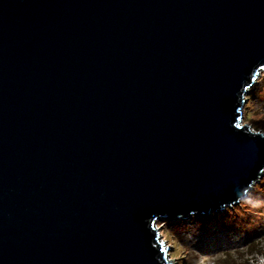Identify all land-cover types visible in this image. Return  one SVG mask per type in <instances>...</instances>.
I'll list each match as a JSON object with an SVG mask.
<instances>
[{"label":"water","instance_id":"obj_1","mask_svg":"<svg viewBox=\"0 0 264 264\" xmlns=\"http://www.w3.org/2000/svg\"><path fill=\"white\" fill-rule=\"evenodd\" d=\"M261 72L264 0H0V264H173L264 174Z\"/></svg>","mask_w":264,"mask_h":264},{"label":"rangeland","instance_id":"obj_2","mask_svg":"<svg viewBox=\"0 0 264 264\" xmlns=\"http://www.w3.org/2000/svg\"><path fill=\"white\" fill-rule=\"evenodd\" d=\"M261 73L245 97L242 121L251 125L254 130L264 132V83H257ZM252 88L254 92H259L258 96ZM191 218L194 220L190 221ZM191 218L160 220L155 225L159 229L158 238L168 248L167 256L173 264H245L250 244H244L246 233L264 230V174L244 200L231 207L209 212L204 217ZM169 223L178 226L182 241L173 236ZM261 238L264 240V237L258 240ZM248 264H264V256H259Z\"/></svg>","mask_w":264,"mask_h":264},{"label":"trees","instance_id":"obj_3","mask_svg":"<svg viewBox=\"0 0 264 264\" xmlns=\"http://www.w3.org/2000/svg\"><path fill=\"white\" fill-rule=\"evenodd\" d=\"M257 83H259L260 85L264 83V73L263 72L261 73V76L258 79ZM257 89L259 90V87ZM257 89H255V90H257ZM253 92H254V89H253ZM259 92H261V91L259 90ZM259 92L258 93L254 92V93L256 96H258ZM261 94H262V92L260 93V96H262ZM247 107H248V105H247ZM245 198H247V196ZM201 216L204 217L206 215H201ZM193 220L194 219H192V218L190 219V221H193ZM164 224H166V223H164ZM168 225L172 226V229L170 231L173 234V236L182 241V237L179 235L178 226L174 223H172V224L169 223ZM182 226H183V224H182ZM246 234H247V237H246L244 244L247 245L248 243H250V244L252 243L251 245L248 244L247 252H246L247 256L245 258V264H248L249 262L253 263V261H255L257 257L264 256V240H263V238L258 240L260 237H264V230L259 229L256 232L246 233ZM191 250H192V248H191Z\"/></svg>","mask_w":264,"mask_h":264}]
</instances>
